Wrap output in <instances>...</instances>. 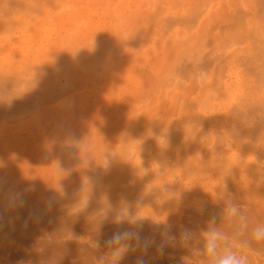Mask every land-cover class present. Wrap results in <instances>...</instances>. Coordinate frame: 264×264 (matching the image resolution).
<instances>
[{
  "label": "rangeland",
  "instance_id": "obj_1",
  "mask_svg": "<svg viewBox=\"0 0 264 264\" xmlns=\"http://www.w3.org/2000/svg\"><path fill=\"white\" fill-rule=\"evenodd\" d=\"M17 1L20 2V0H17ZM27 1H29L28 3L32 2L31 4H35L36 2L35 6H39L40 4L39 7H41L44 3L46 5L43 8L41 7L42 9L39 10L42 12V15L41 16L39 15L41 14V12L38 13L36 20L34 19L33 21L34 23H32V25L34 26L35 24L39 26L47 25L49 20H46L45 17H48V15L50 14L52 10H55V13L58 14L72 7L70 6L71 4L70 5L68 4L67 7L70 6L68 8H63V9L59 8L62 5L65 7L64 3L67 4V0H60L62 1V3L59 0H37V1L36 0H33V1L23 0L21 1L22 3L21 2L20 3L22 5H23V2L26 3V5H28L26 7L29 8V6H32V5L27 4ZM73 1H74V4H76L75 5L76 9L83 10L84 8V9H87V11L85 13L83 12L84 14L82 13L83 14V15L81 14L82 16L80 15L74 18V19L78 18L79 20L73 19L74 22L75 21L77 22V23L73 22L75 26L72 25L73 24L72 22L70 23L73 27L66 25L65 23L66 21H65L62 24L57 23L56 28H58V24H59L60 30L63 29L62 27H67L71 30L70 31L67 28L63 29L64 30L63 32L61 30L60 32L63 34V37L65 35L68 37L69 35H71V33H74V32L77 33L80 31L81 33L80 32L79 33H80V37L82 40L80 38H77L79 41L76 39L78 43L75 42L77 43V45L79 44L78 45L79 47L80 46L84 47L85 44L90 45L91 43H93V46H95L96 42H99L102 39L105 41V39H107L110 36V33L118 32L119 36L122 37V35H120L121 34L120 31L124 32L125 30H127L126 34L124 33V36L126 37L130 33L131 35H134L138 31L141 32L143 29H150L151 27L154 28V25L156 26L158 31L161 28H162V31L164 30L162 32L163 33L162 35H168V32L165 33V31L168 29L166 25L168 24L167 21H169V19L171 20V18H174L175 22H177L175 23L173 19L174 25H172V27L175 30L179 31V34L181 35L180 38L182 40L174 39V42H172V45H169L168 43H170V41L167 43L166 39L164 38L162 39L160 38L159 40L155 41V42L159 41V43H157V45H154V46L151 45L152 46L151 52L150 54L148 53V55L146 56V59L144 60V66L142 68L135 65L133 61L131 62L132 64H129L130 62H127L128 65H125L126 62L123 60L122 57L120 56L116 57L114 59L115 62L113 61V63H116V64L120 63L117 66L118 72L116 71L114 73L115 75L113 74L106 81H100L104 73H102V76H100L101 74H98L103 71L102 66L107 62L106 59L104 58L97 59L96 60L97 62L93 61V63H90L91 65L88 68H85L87 69L85 70L86 73L87 72L94 73L95 71L97 72L96 73L98 74L97 77L93 79L92 81L84 82L85 75H86L84 72H83L84 75L81 73L80 75H78V73H76L75 77L74 75L73 76L69 75V78L71 79V81L69 80L70 86L64 90L63 95L55 98L56 101L54 100L51 103V105L47 106V108L51 109L52 107H55L57 105V108L59 107L60 110L65 109L64 111H62V115L64 114L65 115L61 116L62 119L60 118L61 121L58 122V124H55V125L50 124V125H47V127L46 126L43 127L45 130L43 132L45 134L46 139L48 137L45 147L44 148L40 147L39 150L38 148L34 149L36 152L34 151L35 153H33V155L31 154L30 156L31 161L28 160L29 162L26 163L27 168L24 166L25 164H21V165L17 164V169H16L17 176H16L15 181H11V183H6L5 180H2L0 182V186L3 184L2 186L4 188L2 187V189H0V192L5 191V190L10 191L13 193V194L11 193L12 194L11 196H13L14 194H16V191H15L16 185L20 183L21 185H25L26 188L28 189L26 191V189L24 188V191L22 192L21 196L23 194L30 195L31 193L35 192V193H38L36 195H38L39 197H48L55 192L57 193V191L59 190H60L59 191L60 194H63L62 196H64V194L65 196H68L69 194L67 195V192L69 191L68 193H71L73 190H75L74 191L75 194L76 192L81 193L80 191H82L84 187L82 186L83 185L82 182H80L81 179L83 180L81 175L84 176V173H86V171L92 165H95L100 160L101 158L100 156H102V154L107 153L108 150L116 152L120 148H129L130 145L131 146L134 145V148H137L138 144L136 143H139V142H135V141L137 140L141 141V139L139 138L140 135L142 137H144L143 135H147V131H150L151 130L150 128L154 127L152 126V124L154 123H156L158 125L157 127L161 130L160 133H163V132H168L167 129L170 127V124L175 125L176 123L177 124L183 123L185 119L188 120L187 117L188 118L191 117L193 114V111L195 110L194 105H196V102L199 101L201 98L200 93L195 92L191 95L193 96V98L190 96L189 98L187 97L188 99L185 100L184 98L186 97L180 96L181 94H179V92H177V90H175V88L171 86L172 84L177 82L176 72H178L180 68L182 69V67H185L186 65H188V63H190L189 56L194 55L193 54L194 52L192 53L193 51L192 49H189L190 51L189 50L187 51V49L185 50V48H188L189 45H193L191 47H194V46H198V43H199L200 45H202V47L205 46L204 53L206 55H210V53H212L214 50H218L217 53L221 50L222 51L224 50L223 53L221 51L222 55L218 54V57H219L218 59L221 58L220 60L223 61L222 65L223 64L238 65L239 67L237 68V71H241L239 73L240 76L247 78L248 81L246 82L247 83L249 82L251 85L253 82H255V78H258L260 80L264 79V71H262L264 70V66L261 65V64H264L262 63L264 62L262 61L264 60V49L258 50V48L256 47V45L258 47H261L262 45H264L261 42V41H264L262 40L264 39V2H261L264 0H235L236 3L234 5L235 7L233 9L232 14L230 13V11H228L229 9L227 8V6H226L227 9H224L225 6L219 9L221 11L218 10L217 12L218 15L217 14L214 15L213 21H211L212 23H210L207 29L204 27H203L204 29L199 28L201 21H203V17L201 16L202 11L199 12L200 8L201 9L203 8L201 7V5L202 6L204 5L202 4L203 3L202 0L201 1L200 0H193V1L190 0L192 1V3L190 2L191 4L190 8L192 9L193 7L194 9H197V11L199 12V13L197 12L198 14L197 17H196V11L195 12L192 11L193 13L186 12L187 14H172V15L167 14L161 19L155 18V17L151 19L152 16L150 13L153 10V6L147 3L146 0H137V2L135 0V2L137 3V5L133 4L135 5V8L132 7V3H133L132 0L129 2L128 0H123V1L122 0H73ZM130 2H132L131 5H130ZM3 3L5 4V2H2L1 6L4 5ZM165 4L167 7L169 6L167 5L165 0H163L160 4H158L159 10L160 9H162L163 11L167 10L168 8L165 6ZM119 7H121V11ZM8 8L6 10L2 9V11L5 10L3 11V13L8 11V14H11L9 13L10 9L8 10ZM37 8L38 7H36V9ZM235 8H237V10L239 9L241 12H239V10L238 11L236 10L235 12ZM89 9H91L92 11ZM242 9L244 11H242ZM48 11L50 12L48 13ZM244 12H248L249 16H247V13L245 14ZM0 13H1V10H0ZM241 13H244V14H241ZM56 14L53 13L52 15H56ZM239 15L242 18H244L242 20V22L244 23L243 24L242 22L240 23L242 24V26L239 25L243 27V29H240V32L244 33L245 31L244 34L246 35L248 33L247 30L252 28L251 29L253 30L252 36L258 39L257 44H254V42L256 41L252 42V44H250L251 42L247 43L249 42L248 41L249 37H247L248 35H250L249 33L246 36L247 39L244 38L245 36L241 38L242 36L240 35L241 36L240 38L242 39L240 40L242 42L245 39L244 43L237 44L235 41L234 43L232 39H231L232 40L231 43L233 44L228 42L227 39L229 38V35L234 33L233 32L234 29L233 30H230V29L234 28V26L235 28H238L239 20L237 18H236L237 20H235V16H238L240 19ZM121 16L123 17L121 18ZM187 16L189 18H187ZM42 17L44 18L42 19ZM232 17L234 18L235 22H237L233 27L230 26V23L231 24L233 23L232 22L233 19L231 20ZM84 20L86 22H84ZM170 23L172 24V20L170 21ZM60 24L62 25V27H60ZM171 24H169V26ZM53 25L56 26V23ZM163 25L165 26L163 27ZM117 26L119 27V29ZM173 28H169V30H173ZM261 28L262 30H260ZM51 29L52 28H50V30L48 31L49 33L50 31L51 32L53 31V29L52 30ZM199 29L201 31L197 32ZM237 31L235 33H237ZM53 33L54 32L49 34L51 36L49 40L51 39V41H49L46 38L45 41L43 40L44 41L43 43L50 44V42H52L55 37L54 36L55 34ZM200 33H201V36H200ZM156 35L157 34L155 33L153 36H151V39L156 40ZM197 36L199 37L195 38ZM97 37L99 39L101 37L102 38L101 40H98ZM204 37H208V39ZM121 39L124 40L123 37ZM193 39H195V42ZM103 40L102 42H104ZM132 40L133 39H130L131 42ZM236 41H237V37H236ZM182 42H183V45L181 44ZM219 42H222V43H219ZM226 42L228 44L230 43L229 44L230 46L226 45L227 44ZM259 42H261V44ZM60 43L61 42H59L58 44ZM71 43L66 41V43L60 44L59 45L60 47L58 46L59 48L58 50L60 52L57 51L59 53L58 54L56 53V57L52 56L51 58L57 62L59 59L58 58L59 56L61 59V61L59 59L60 63L62 62V60L66 62L65 59H68V57L70 58V54L72 56L73 53H77L76 51L77 49H74V47H72L71 45H68ZM218 43L220 44L221 47H224V48L219 50L220 48L218 49V46H219ZM123 46L124 45H122V47ZM64 47L69 48V49H67L65 52H62V49H64ZM126 47L127 48L125 50H129L132 48V45H129V46L127 45ZM183 50L185 51L183 52ZM95 51L99 52L100 50L97 51L96 49ZM130 51H132V49ZM186 51L189 53L191 52L192 54L190 55L189 53H187L189 55L187 56ZM247 51L249 55L247 54ZM67 52L69 56L66 54ZM238 52L241 54V56H238L240 55ZM184 53H185V56H187V57H184L185 61L183 60V56H182ZM113 55L116 56V54L114 53L111 56ZM235 55H237L238 57H241V61L238 58L240 62L235 59L237 58V57H234ZM244 55L249 56V57L253 56V59L252 58L251 59L252 61L254 60L256 62V63L254 62V64H257L258 67L255 68L252 62L249 64V66H248L249 62H247V64L246 63L244 64L245 61L243 62V60L246 58V57L245 58L243 57ZM65 56L67 58H65ZM51 58H49L50 61H51ZM62 58H65V59H62ZM213 58L214 56H211L210 59H213ZM232 58H234L233 61H231ZM258 58H260L261 60H258ZM27 60L28 59L20 60V61L17 60V64L15 63L16 65L13 67L14 71H15V68L17 69L19 68V71H20V68L24 69V66L25 67L28 66L29 62H27ZM29 60L31 61L32 59H29ZM53 60L50 63L54 62ZM32 61L35 64L34 60ZM65 62H62L64 64L61 63L62 66L60 65V63L58 64L59 66L58 65L55 66L56 64L54 65L56 67L54 68L55 70L58 67L57 72L55 71L56 73H58V71L60 72L61 70L65 72L67 71L69 67L67 65H66L67 67L64 66ZM182 64L184 66L180 67ZM243 66L245 69L243 68ZM247 66L251 68V71L250 70L248 71L246 69ZM36 67L33 65L31 66L32 68L31 70L30 69H27V70L32 71ZM178 67L180 68L178 69ZM121 69L124 70L125 72H126V69H130V70L129 71L127 70V72L124 75L123 73L124 71L119 72V70L122 71ZM241 69H244L245 73ZM242 72L244 73L245 76L247 75L248 77L243 76V74H241ZM26 73H23V74L20 73V74L23 76ZM128 73H130V75ZM126 76H127V79L129 78L128 80L126 79ZM130 76H133V77H130ZM121 77L124 79L122 80ZM251 79H253L252 80L253 82H251ZM258 79H256V81H258ZM114 80L116 81L115 83L117 85L113 82ZM63 81H64V78L60 80L61 83ZM78 81L82 82L80 85H78V88L81 89L80 87H82L81 90L83 92H81V90L79 92V90H76L78 88L74 89L73 86H71L73 82L75 83ZM117 82H119V84L121 85H119ZM123 82L125 83V85ZM101 83L105 85L107 84L109 86L113 85L112 86L113 88H111L109 92L104 93L105 94L104 97L103 95L96 96L97 94H95L97 93L96 92L98 88L97 86H100ZM248 85L246 86L245 84V89L247 90H245L244 87L240 89L238 93L239 96L231 104L233 109L235 108H236L235 110L241 109L238 112H244L243 106H245L246 103H247V106L252 103L250 100H248L249 99L248 95L251 92V89L249 88ZM71 90L73 91L75 90V91L73 92ZM244 91H245V94L243 95ZM246 91H248L249 93H247ZM77 92H79V95H77L78 94ZM259 92L260 93L262 92L261 88H259ZM175 93H177L178 95ZM260 93L258 94L255 93V94L259 95ZM196 95H199V96H197V99L195 100ZM82 96L85 98V102L87 98H89L87 100L89 102L85 103L84 98H82ZM107 96H109L110 98L109 97L107 98ZM259 96H261V94ZM259 96L258 97L256 96L257 100L259 99ZM98 97L101 100L96 101ZM79 98H81V100ZM193 100L195 103L192 102ZM83 103L85 105H83ZM61 106H63L64 108H62ZM232 108L229 109V112L233 111ZM136 110H138L139 114L144 112V114L145 115L147 114L146 116H148V120H146V122L143 124L141 123L142 126L141 124H139L140 122L137 123L138 124L137 126H134L135 124L134 122H132L134 121L133 118L135 119L134 111ZM235 110L233 111L234 113L236 112ZM254 110L255 111L248 113L246 117H243L244 119L242 117L240 118L239 116L238 120L240 123L244 124L243 128L247 126L251 128L254 126L253 129H256L255 127H258L257 128L258 130H261V129L264 130V104H259ZM33 111H32L33 113L31 112L29 114L30 117L36 115L39 111V108H36ZM40 113L41 112H39L38 114ZM231 115L233 117L235 116L234 118H237L236 117L237 115L233 113ZM253 115L254 116L256 115V116L254 117ZM130 123H132L133 126H131L132 124ZM146 127L149 128V130L147 129L145 131ZM177 129H172V132L173 130L176 131L174 132L176 133V136H177V133H179V129L181 128H177ZM222 131H223L222 129L216 130V132H220V133ZM142 132H144V134L139 135V133H142ZM35 133H34V138H37L39 133H36V134ZM262 134H264V132H262ZM261 136L262 137L255 138L256 146L248 142H244L245 144L244 146V145H241V143L243 144V142H241L240 144L239 143L237 144L236 142H233L232 139H228V143L233 142L232 144H235L236 148H239V150L243 153V155L247 156L245 159H246V163H248L247 165L248 167H246L245 173H242L241 175L243 176L241 177L240 175L238 177L239 179H236L234 184L230 183L229 179L226 181L225 179H219L217 176L213 174L214 172H212V170H209L210 171L209 172L202 168L201 163L203 162L202 164L206 165L208 161L201 159V156H200L202 155L201 152L197 156L196 154H198V152H195L196 151L195 149L202 150L203 147L204 148L206 147L205 144L203 146L199 145L198 141L196 140L197 144H193V146L190 145L188 148L175 149L176 154H178L180 157H187V156L189 157L187 150L190 151L189 154L191 156L195 152L196 157H194L193 155L192 156L194 157L193 160H191L192 159L191 157L190 160L192 161V163L189 164V167L188 165L185 166L184 164L182 165L180 164V166L178 165L179 167L177 166L179 169L178 168H175V170L172 169L173 171L171 172L170 176L166 178L160 184V189L157 191V194H154V195L152 194L151 197H149L150 199L149 202L143 204V206L140 205L138 207L140 211L138 210L136 212H133L131 213L132 215L129 213H125L124 211H123L124 214L122 212L123 215L120 214L121 211L119 212V214L117 213L115 214L105 213L104 214V212H102L103 213L102 214L101 212H97L98 210L96 209L90 211L92 213L89 215V211L86 212L87 214H85V212H83V210L80 209V207H78L79 212L76 208L71 209L70 211H67V209L63 207L65 206L64 204L65 196L64 197L56 196L58 198L54 200L55 202L52 201V204H51V207H54L51 209H56L55 207H57L56 214L58 216L56 217L59 218L60 216H62V218H59V220L61 219V221L67 218V217H64L66 216L64 214H63L64 216L59 215V214H62L61 212H63V208H64L65 209L64 211H67L69 215L71 214L70 217L72 218H69L70 220L67 218L69 222L70 221L71 222H70V225H68L69 226L68 229L66 228L64 230V233L63 231L60 232L58 230L59 231L58 232L57 230H52L53 231V234H52V232H50L51 230L48 231V229L47 228L45 229L44 227L41 229L39 228L41 230V232H39V229L38 227H36L35 224L34 226L36 230H34L33 224H31V222H29L30 220L28 219L32 217V214L30 212H33V214L36 212L33 209L30 210V212H28L29 215H31V217H28L29 215L26 216L25 215L26 213L23 212V211L26 212V210L24 209H22L23 211L21 210L23 213H21L20 210L18 211L16 209V214H15L14 209L12 212V209L9 210L6 207L2 208L3 210L1 209L0 211V214H1L0 215V224H1L0 225V264H11V262L12 264H16V263L17 264L18 263L19 264H37L36 261L42 262V260L45 257L42 258V260L40 257L45 254L48 257L49 255L51 256V254L53 255V257H56L54 255L58 254V256L61 255L62 259L64 257L65 259H68L69 261L71 260L70 262H77L78 260L80 261L83 259V262L81 261L80 264L82 263L83 264L85 263L86 264H112V249L109 248L106 241L108 240L109 237H111L114 233L117 232V231H114L115 226L119 224H123L121 222L127 223L126 221H128V223H130V221H133L134 218H135L134 223H136V221L137 222L140 221V219L141 221L146 219L145 220L146 225H145V222L143 221L142 222L140 221L138 223L139 225L142 223V226L144 228L145 226L151 224V229H149V231L150 230L151 231L150 232L148 231L147 233H145V230H143L144 231L143 232L142 226L138 227L137 223L135 224L136 227H133L128 230L120 231L121 233L127 232L130 235L126 240L122 242L123 246L126 248V251L124 253L123 259L121 261H118L117 264H136L138 258H143L147 262V264H205L206 257H204L200 253V249L204 243V240L206 239L205 234L213 230H218L220 232L226 233L231 238L229 242L231 243L233 248L237 250L241 255H244L247 258V264H264V243H262L261 241L257 242V240L251 238V232L254 228L257 227V224L260 225L262 222V225H264V219H262L264 218V164H260V163H264V158H261V157H264V135H261ZM178 137H179V134H178ZM178 137H175V135L173 134V138H175L174 142H177L179 140ZM193 138L194 137H191L190 140L188 141H191ZM218 139H215V141H218ZM257 139L260 140L259 143ZM246 144L247 145L249 144L250 146L249 145L247 146ZM146 146H147L146 144L141 145V147L138 146L139 149H137V153L145 152L144 148ZM191 148H193V152L191 151ZM224 148L225 147H223L222 149ZM215 153H220V150L216 151ZM12 154L13 155L11 156L12 157L11 162H15L16 160L24 158L26 156L25 153L21 150L19 151L15 150ZM195 158H198V159L195 160ZM5 162L6 161H4V156L0 154V168L4 165ZM152 167L153 165H151V168ZM260 167L262 168L258 170V168ZM188 169L190 170L194 169V173H197V174L193 173L191 178L185 177L187 174L186 170L188 171ZM254 169L256 170L255 171L256 173L254 172ZM77 179L78 180L80 179L78 183H77L78 181ZM254 179L255 181H253ZM238 181H241V183L239 184ZM26 184H29L28 185L29 188L27 187ZM30 184H32L33 186L31 185L32 186L31 187ZM191 188L193 189V191L191 190ZM54 205H58L59 207L61 206L63 208L60 211L58 210L59 207L54 206ZM230 205H236L238 207L239 211L237 214L232 215L229 212ZM66 208H67V205H66ZM40 210L41 208L40 209L38 208L37 211H40ZM81 211L84 213V215L83 214L81 215L82 213ZM248 211L250 212L248 213ZM76 212H78L80 215L77 214ZM9 215H11V217ZM3 216H5L6 218L7 216H9V219L11 218L10 221H8L9 219H6V220L3 219ZM128 216L129 217L131 216L130 218H132L133 220L129 219ZM25 217H27L26 218L27 221H25ZM241 217H243V220L241 219ZM59 220L57 219V222L60 223L61 221ZM245 220L248 223L245 222ZM12 221L14 222L12 223ZM251 221H254L252 222V225L250 224L252 228L251 227L248 228L249 227L248 225H247L248 227H245V224L246 223L249 224L251 223ZM256 221H259L260 223L259 222L257 223ZM8 222H11L12 224L10 223L9 225ZM78 222H80L81 224ZM242 222L244 225L242 224ZM26 223H29L31 227L32 226L33 227L30 228V225L28 226V224ZM75 223H77L78 225L75 226ZM24 224H26V226ZM240 225H241V228H240ZM27 227L30 229H28ZM147 227H150V226H147ZM44 229L47 230L49 233L46 232ZM183 230H188L191 233V238L189 239L187 243H185L183 239ZM56 232H58V234H55ZM244 232L247 234H245ZM146 244H147V250L145 251ZM71 245L73 246V248L75 247L77 250L73 249ZM60 250L62 253L63 252L64 253L62 254ZM75 250L77 253L79 252L80 254L85 251V253L88 255L86 256L85 253L81 254L80 256L79 254L76 255L74 254ZM68 251H72L70 253L74 255L69 254ZM36 255L40 259L33 261L35 259L33 257H36ZM84 258H87V259H84ZM65 259H63L64 264H65ZM27 260H30V262ZM70 262L69 264H73Z\"/></svg>",
  "mask_w": 264,
  "mask_h": 264
},
{
  "label": "bare ground",
  "instance_id": "obj_2",
  "mask_svg": "<svg viewBox=\"0 0 264 264\" xmlns=\"http://www.w3.org/2000/svg\"><path fill=\"white\" fill-rule=\"evenodd\" d=\"M9 1H10V3H9ZM21 1H23V0H20V2ZM129 1H131V0H128V2ZM146 1H147V3H149L150 5L153 6V10L150 13L152 16L151 19H153L154 17L161 19L162 17H164L167 14H170V15H172V14H187L186 12H192V11L193 12L196 11V17L198 16L197 9H194L193 7H192V9L190 8L191 7L190 2L192 3L193 0L192 1H190V0H165L167 5H169L167 7L165 4V6L168 8L165 11H163L162 9L159 10V7H158V4H160L163 0H146ZM202 1H203L202 4H204V5L203 6L201 5V7H203V8L201 9L200 7H198V8H200V10L198 9L199 12L202 11L201 16L203 17V21H201V23L199 25V28H202V29H204V28L207 29L209 27L210 23H212L211 21H213L214 15L217 14L218 10L223 8L224 6H225L224 9L228 8L229 9L228 11H230V13L232 14L233 9L235 7L234 5L236 3L235 0H202ZM2 2H5V4L4 3L3 4L6 7L4 5L1 6ZM20 2H18L17 0H14V1L13 0H0V8H1L0 9L1 10V13H0V154L4 156V161H6L4 163V165L0 168V182L2 180H5L6 183H11V181H15L16 176H17L16 175L17 164H20V165L25 164L24 166L27 168L26 163L31 161V157H30L31 154L33 155V153L36 152L34 149L38 148V150H39L40 147H42V148L45 147L48 137L46 139L45 134L43 132V131H45L43 127L44 126L47 127V125H50V124H52V125L58 124V122L61 121L60 118L62 119L61 116L65 115V114L62 115V111H64L65 109L60 110L59 107L57 108V105L55 107H52V108L50 107L51 109L47 108V106L51 105V103L54 100L56 101L55 98L63 95L64 90L70 86L71 79L69 78V75L70 76L74 75V77H75L76 73H78V75H80V73L83 74V72H84L86 74L84 82H86V81L89 82V81H92L93 79H95L98 74H101L100 76H102V73H104V75L101 77L100 81H106L110 76H112L118 70L117 66L120 63L119 64L113 63V61L116 57H119V56L122 57L123 60L126 62L125 65H128L127 62H130L129 64H132L131 62L133 61L135 63V65L142 68L144 66V60L146 59V56L148 55V53L150 54V52H151V47H152L151 45L154 46V45H157V43H159V41L158 42H155V41L159 40L160 38L161 39L164 38V39H166L167 43L170 41V43H168L169 45H172V42H174V39L182 40L180 38L181 35L179 34V31L175 30L172 27V25H174L173 23L175 22V19L171 18L172 24L170 23L171 20L169 19V21H167L168 26L166 25V27H168V29L165 31V33L168 32V35H162L163 34L162 32L164 30L162 31V28H161L158 31L156 26L154 25V28L151 27L150 29H143V30L140 28L142 30L141 32L138 31L134 35H131V33H130L126 37L124 36V33L126 34L127 30H125L124 32L120 31V33H121L120 35H122L124 40L121 39L122 37L119 36L118 32L110 33V36L107 39H105V41L102 39L104 42H102V40H101L102 37L100 39L97 37L98 40H101V41H99V42L94 41V42H96L95 46H93V43L90 42L91 43L90 45L85 44L84 47L80 46L81 47L80 48L78 46L79 44L77 45V43L79 41L77 38L81 39V37H80L81 32L80 31H79L80 33L74 32V33H71V35H69L68 37L66 35L63 37V34L60 31L62 30V32H63L64 31L63 29H66L67 27H62L61 24L66 21L65 22L66 25H69V26L74 25L75 26L74 23L76 21L74 22V20H76L78 18H76V19H74V18L80 16L83 12L85 13L87 11V9H84V8H83V10L82 9H76V6H75L76 4H74V1L73 0H67V4L64 3L65 7L63 5L60 7L58 6V7L63 9V8H68V7L72 6V7H70V9H66L65 11H62L58 14L55 13V10H52L51 12L48 11V13L50 12V14L48 15V17H45L46 20H49L48 24L45 26H39V25L35 24V26H34V25H32V23H34L33 22L34 19L36 20L38 13L41 12L39 10H41L44 6H46L45 3L41 6L42 7L41 8V7H39L40 4H39V6H35L36 2H35V4H31L32 2L28 3L29 1H27V4L32 5V6H29V8H28V7H26L28 5H26V3H24L26 1L23 2V5L21 4L22 2L21 3ZM60 2L62 3V1H60ZM132 2H130V5L132 3V7L135 8V5H133V4L137 5V3H136L137 0H136V2H135V0H132ZM261 2H264V1H261ZM68 4L69 5L71 4V5L67 7ZM226 6H227V8H226ZM36 7L40 8V9H38V8L36 9ZM7 8H8V10L10 9L9 13H11V14H8V11L3 13V11H5ZM90 8H92V7H90ZM119 8L121 11V7H119ZM2 9H5V10L2 11ZM57 10H58V8H57ZM89 10H91V9H89ZM236 10H237V8H235V12H236ZM104 11H105V9H104ZM219 11H221V10H219ZM242 11H244V10L242 9ZM239 12H241V11L239 10ZM254 12H255V10H254ZM53 13L56 15H52ZM95 13H97V12H95ZM244 13L245 14L247 13V16H249L248 12H244ZM244 13H241V14H244ZM39 15L41 16L42 12ZM99 15H101V14H99ZM86 17H88V16H86ZM122 17L123 16H121V18ZM243 17H244V15H243ZM43 18L44 17H42V19ZM80 18H82V17H80ZM187 18H189V17L187 16ZM236 18L239 20L238 21L239 22V24H238L239 30H238V28H235V26H234L237 23V22H235V20H237ZM111 19H113V18H111ZM118 19H119V17H118ZM173 19H174V22H173ZM243 19L244 18H242L241 16H240V19L238 16H235V20L233 17L231 18L233 23L232 24L230 23V26H232V27L234 26V28L230 27V28H232L230 30L234 29L235 31L233 30L234 33L231 32L232 33V34H230L231 36L229 35V38L227 39L228 42L231 43L233 40V42L235 41L237 44H240V43H244L245 39H247V37H249V40H248L249 42H247V43L251 42L250 44H252V42L256 41V42H254V44H257L258 39L252 36V33H253V30H251L252 28L247 30V32L250 35H248V33L245 35L244 34L245 31H244V33L242 32L243 34L240 32V29H243V27H241L242 24L244 23V22H242ZM187 21H188V19H187ZM70 22H72V23L74 22V23L71 25ZM84 22H86V21L84 20ZM241 22H242V24H240ZM55 23H56V26L53 25ZM57 23H61L60 27H62L63 29L60 30L59 24H58V28H56ZM175 23H177V22H175ZM169 24H171V25L169 26ZM239 25H241V26H239ZM63 26H64V24H63ZM164 26L165 25H163V27ZM50 28L53 29L52 32H54L53 34H55L54 35L55 37H54V40L52 42H50V44L49 43L45 44V43H43L45 41V39L47 38L49 40V38L51 37L49 34L52 32L51 31H50V33L48 32L50 30ZM169 28H173V30H169ZM67 29H69V28H67ZM118 29H119V27H118ZM249 30H250V32L251 31L252 32L250 33ZM260 30H262V28ZM199 31H201V30L199 29L197 32H199ZM236 31H237V33H235ZM122 32H123V34H122ZM180 32H182V31H180ZM155 33L157 34L156 40H153V39H151V36H153ZM48 35H49V37H48ZM200 36H201V33H200ZM206 36H208V35H206ZM243 36H245L244 37L245 39L242 42L241 38H243ZM198 37L199 36H197L195 38H198ZM236 37H237V41L239 43L236 41ZM4 38H6V39H4ZM204 38L208 39V37H204ZM250 38H251V40H250ZM130 39H133L134 41L132 40V42H131ZM193 40L195 42V39H193ZM229 40H231V41H229ZM262 40H264V39H262ZM49 41H51V39ZM66 41H68L69 43H71V42L73 43V44L71 43L68 45H71L72 47H74V49H77L76 50L77 53L72 52L73 55L71 56V54H70V58L68 57V59H65V58H67L66 56H65V58H62V59L66 60V62L62 60V62H65L64 66L67 65L69 68L67 69L66 72L61 70L62 71V72L60 71L61 73L59 71H58V73H56L58 70V67L56 70L54 68H56L55 66H57L60 63L61 59L58 56L60 61L58 59L59 62L58 61L56 62L51 57L52 56L56 57V53L58 54L60 52L58 50L59 49L58 46L60 44L66 43ZM59 42H61V43L58 44ZM75 42H77V43H75ZM261 42H262V44H264V41H261ZM261 42H259V43L261 44ZM133 43H134V45H133ZM219 43H222V42H219ZM219 43H218V45L220 46ZM121 44L124 46L122 47ZM181 44L183 45V42ZM203 44H204V42H203ZM229 44L227 43L226 45H229ZM231 44H233V43H231ZM127 45L128 46L132 45V48H131L132 51H130L131 49L125 50L127 48L126 47ZM100 46H102V47H100ZM118 46H120V47H118ZM191 46H193V45H189L188 48H185V50L187 49V51H188L189 49H192L193 50L192 53L194 52L193 53L194 55L189 56L187 54L189 52L186 51L187 56H189V58H190L189 59L190 63H188V65H186L185 67H182V66H184L182 64L180 66V67H182V69L180 67H178V69L180 68V70L179 71L177 70L178 72H176L177 82L175 81L176 83L172 84L171 87L175 88V90H177V92H179V94H181L180 96L186 97V98H184L185 100L188 99L195 92L200 93L201 98L199 101L196 102V105H194L195 110L193 111L192 116L190 115L191 117H189V118L187 117L188 120L185 119V121L183 123H179V124L176 123L175 125L170 124V127L167 129L168 132L160 133L161 130L157 127L158 125L156 123H154V124H152V126H154V127L150 128L151 129L150 131H147V135H143L144 132L139 133V135L142 134L144 137H142L140 135L139 138L141 139V141H138V140L135 141V142H139L136 144H138V146H140V147H141V145H145V144L148 146V147L146 146L144 148L145 152H143V153H137V149H139L138 146H137V148H134V145H132V146L130 145L129 148H120L116 152L108 150L107 153L102 154V156H100L101 157L100 160L95 165H92L86 171V173H84V176L81 175L83 180L79 177L81 179V180L79 179L80 182H82V184H83L82 186H84L82 191H80L81 193L76 192V194H75V192H74L75 190H73L71 193H68L69 191L67 190L68 191L67 195L68 194L69 195L65 196V194H64L65 203L64 202L63 203L65 204V206H63V207L65 209H67V211H70L71 209H75V208L78 210V207H80V209H82L83 212H85V214H87L86 212L89 211V215L92 213L90 211H92L94 209L98 210L97 212H101V213L104 212V214L105 213H107V214H110V213L119 214L120 211H121L120 214H122L123 211L125 213H129V214L136 212L139 210L138 207L140 205L143 206V204L149 202V200H150L149 197H151L152 194L153 195L157 194V191L160 189V184L166 178H168L170 176L171 172L173 170H175V168H178L180 166V164L181 165L184 164L185 166L188 165V167H189V164L192 163L191 160H193V158L196 157L195 152H198V154H196L197 156L201 152L202 153V155H200L201 159L208 161V163L206 165L202 164L203 162L202 163L200 162L202 168L205 169L206 171L212 170V172H214L213 174L215 176H217L219 179H225V181L229 179L230 183L234 184L235 180L239 179L238 177L242 173H245V169H246V167H248L247 166L248 163H246V159H245L247 156L243 155V153L239 150V148H236V145L232 144V143L236 142L237 144L238 143L240 144L241 142H243V144L241 143V145L245 146L244 142H248V143L256 146L255 145V138L256 137H262L261 135H264V134H262V132H264V130H262V129L258 130L257 129L258 127H255L256 129H253L254 126L251 128L248 126L243 128L244 124L240 123L238 120L239 116H240V118L246 117V115L248 113L255 111L254 109L259 104H264V85H262V84H264V79L260 80L258 78H255V82H253L252 81L253 79H251V82H253L251 85L249 82L248 83L246 82V81H248L247 78L240 76L239 73L241 71H237V68L239 67L238 65H234V64H228V65L223 64L222 65L223 61L220 60L221 58L218 59L219 58L218 54L222 55L224 50L222 51L221 49L224 47L218 46V49L220 48L219 50H221L222 53H221V51H219L217 53L218 50H214L212 53H210V55H206L204 53V51H205L204 47L205 46L202 47V45H200L199 43H198V46H194V47H191ZM252 47H254V46H252ZM256 47L258 48V50L264 49V45H262L261 47H258L256 45ZM94 48H95V50L97 49V51H99V50L100 51L96 52L94 50ZM67 49H69V48L64 47V49H62V52H65ZM236 49H238V48H236ZM78 50H79V52H78ZM185 50H183V52ZM211 50H210V52H211ZM57 51H59V52H57ZM76 51H74V52H76ZM62 52H61V54H62ZM249 52H250V50H249ZM251 52H252V50H251ZM113 53L116 54V56H114V55L111 56ZM192 53L190 52L189 54L191 55ZM66 54L68 55V52ZM247 54H248V51H247ZM229 55H230V53H229ZM62 56H63V54H62ZM182 56H183V60L185 61L184 57H187V56H185V53ZM211 56H214V58L210 59ZM238 56H241V54ZM238 56L235 55L234 57H237V58H235L236 60H238V58H239L241 61V57H238ZM243 57L244 58L246 57L245 58L246 60L245 59L243 60V62L245 61L244 64L245 63L247 64V62H249L248 66L251 62L254 64L255 61L254 60L252 61L253 56L249 57V56L244 55ZM243 57H242V59H243ZM49 58H51V61L53 60L56 63H54V62L50 63L51 61ZM101 58H104L107 61L102 66L103 71L98 73V74H96L97 73L96 71L94 73H88V72L86 73L85 70H87V69H85V68H88L91 65L90 63H93V61L97 62L96 60L101 59ZM26 59H28L27 62H29V63H28V66H26V67L24 66L25 70L20 68V71H19V68L18 69L15 68V71H14L13 67L17 64V60L20 61V60H26ZM29 59L34 60L35 64L33 63L32 60L30 61ZM233 59L234 58H232L231 61H233ZM258 60H261V59L258 58ZM262 61H264V60H262ZM61 63H60V65L62 66V64H64V63H62V64ZM262 63H264V62H262ZM12 64H14V65H12ZM29 64L30 65L32 64L31 66L34 65L35 67L36 66H38V67H36L32 71H29L27 69H30V70L32 69ZM41 64H43V65H41ZM259 64H260V62H259ZM135 65H133V66H135ZM261 65L264 66V64H261ZM248 66L246 67V69L248 71L249 70L251 71V68ZM253 66H255V68L258 67L257 64H254ZM120 67H122V66H120ZM131 68H132V66H131ZM243 68H244V66H243ZM16 69H17V71H16ZM244 69H241V70L244 71ZM124 70H125V68H124ZM124 70H122V71L119 70V72H123ZM127 70L129 71L130 69H126V72H127ZM252 71H253V69H252ZM262 71H264V70H262ZM26 72H28V73H26ZM126 72L125 71L123 72L124 75ZM20 73H22V74L26 73L25 74L26 76L25 75L22 76ZM244 73H245V71H244ZM244 73L242 72L241 74H243V76H245ZM16 74H17V76H16ZM128 74L130 75V73H128ZM130 77H133V76H130ZM245 77H248V76L246 75ZM29 78H30V80H29ZM63 78H64V81L61 83L60 80ZM123 79L124 78H122V80ZM126 79H127V76H126ZM256 79H258V81H256ZM122 80H121V82H122ZM142 80H144V79H142ZM26 81H27V83H26ZM113 82L115 83L116 81L114 80ZM81 83H82L81 81H78L75 83L73 82L71 84V86H73V88L76 89V88H78V85H80ZM117 83L119 84V82H117ZM26 84H28V85H26ZM245 84H246V86L249 84L248 86L251 89L252 93L249 90L248 91L250 93L248 91H246V92L249 93V95H248L249 99L248 100H250L252 103L247 106V103L245 101L246 105L244 104L245 106H243L244 112H238L241 109L235 110L236 108L233 109L231 104L239 96L238 93H239L240 89L242 87H244V89H245ZM119 85H121V84H119ZM124 85H125V83H124ZM112 86H109L107 84L105 85V84L101 83L100 86H97L98 87L97 91H96L97 93H95V94H97L96 96L103 95V97H104L105 96L104 93L109 92L111 90V88H113ZM12 87H13V89H12ZM14 87H16V88H14ZM80 88L82 89V87H80ZM94 88H95V86H94ZM115 88H116V86H115ZM259 88H261V90H262L261 93L259 92ZM81 89L78 88L76 90H79V92H80ZM17 90H19V91H17ZM245 90H247V89H245ZM71 91H73V90H71ZM79 92H77L78 93L77 95H79ZM81 92H83V91L81 90ZM255 93H257V94L260 93L262 97L259 96L260 94L257 95ZM175 94H177V93H175ZM244 94H245V91H244L243 95ZM84 95H85V93H84ZM83 96H82V98H84ZM109 96H107V98ZM197 96H199V95H196L195 100L197 99ZM256 96L257 97L259 96L260 100L259 99L257 100ZM77 97H79V96H77ZM191 97L193 98V96H191ZM79 99L81 100V98H79ZM88 99L89 98H87V100ZM87 100H86V102H89ZM98 100H101V99H99V97H98L96 101H98ZM243 101H244V99H243ZM84 102H85V98H84ZM192 102H194V100ZM256 104H257V106H256ZM83 105H85V104L83 103ZM89 105H87V106H89ZM61 107L64 108L63 106H61ZM82 107H84V106H82ZM36 108H39L38 113L39 112H41V113L40 114L37 113L36 115L30 117L29 114ZM230 108H232L233 111L235 110L236 112L234 113L232 110H231L232 112H229ZM232 113L237 115L236 116L237 118H234L235 116L233 117L231 115ZM134 115H135V119L133 118L134 121H132L135 124L134 126H137L138 125L137 123H139V122H140L139 124H141V123L143 124L146 122V120H148V116H146L147 114L145 115L144 112L139 114L138 110H136V111H134ZM26 116H28V117H26ZM130 124H132V123H130ZM142 124H141V126H142ZM131 126H133V124ZM177 128H181V129H179V133H177V136H176V133H174L176 131L173 130V132H172V129H177ZM147 129L149 130V128L146 127L145 131ZM220 129L223 130L221 133L216 132V130H220ZM41 130H42V132H41ZM46 130H47V128H46ZM143 131H144V129H143ZM35 132L39 133L37 138H34ZM173 134L175 135V137H178V134H179V137H178L179 140L177 142H174L175 138H173ZM141 137L144 139H142ZM191 137H194V138L191 141H188V140H190ZM215 139H218V141H215ZM228 139H232L233 142L228 143ZM196 140L198 141L199 145L203 146L205 144L206 147L205 148L203 147L202 150L201 149H199V150L195 149L196 151L193 154L194 157H192L193 155L191 156L189 154L190 151H188V150H187V153H188L189 157L188 156L187 157H180L178 154H176L175 149L188 148L190 145L193 146V144H197ZM260 140H261V138H260ZM260 140H258V143L260 142ZM212 145H214V146H212ZM223 147H225V148L222 149ZM193 148H191L192 152H193ZM15 150L23 151L26 156L24 158L16 160L15 162H11V158H12L11 156L13 155L12 153ZM218 150H220V153H215ZM191 157H192V159H191ZM261 158H264V157H261ZM197 159L198 158H195V160H197ZM32 162H34V161H32ZM256 162H258V161H256ZM260 164H264V163H260ZM151 165H153L152 168H151ZM190 168H191V166H190ZM261 168L262 167L258 168V170H260ZM255 171L256 170L254 169V172ZM82 172H84V171H82ZM186 173L187 174L185 177L191 178L193 173H194V169L193 170L188 169V171L186 170ZM194 174H197V173H194ZM242 176L243 175H241V177ZM79 180L77 181V183L79 182ZM242 181H244V180H242ZM253 181H255V179ZM238 183L240 184L241 181H238ZM243 183H245V182H243ZM19 184L20 183H18L16 185V187H15L16 188L15 189L16 194H14L13 196H11L13 193L10 191L5 190V191L0 192V211L2 208L6 207L9 210L12 209V212L14 209L15 214H16V209H17L18 211L20 210L21 213H23V212L26 213L25 215L28 216L29 215L28 212H30V210L33 209L34 211L38 212V213L35 212L36 213V214L34 213L35 215L33 214V212H30L32 214V217H31V215L28 216V217H31V218H28L30 220V221L29 220L28 221L31 222V224H33V226L35 224L36 227H38V229L39 228L41 229L43 227L45 229L47 228L48 231L51 230L50 232H52V234H53L52 230H57V231L59 230L60 232L63 231V233H64V230L66 228L68 229V227H69L68 225H70L71 221L69 222V220H70L69 218H72V217H70L71 214L69 215V213L67 211H64L65 209L63 207H61V206L59 207L58 205H54V206H58L59 207L58 210H60V211L63 208L64 213L61 212L62 214H59V215L64 214L66 216H64V215L63 216L67 217L69 219L68 220L67 218H65V219L63 218L64 220L61 221V219L59 220V218H62V216H60L59 218L56 217V216H58L56 214L57 213L56 212L57 207H55L56 209H51V208H54V207H51L52 201H54L56 198H58L56 196L64 197V196H62L63 194H60V192H59L60 190L57 191V193L55 192L48 197H39L38 195H36L38 193H35V192L31 193L30 195H27V194L24 195L23 194L24 196L23 195L21 196L22 192L24 191V188L26 189V191L28 189L26 188L25 185H21V184L19 185ZM32 184H30V186ZM221 184H223V183H221ZM236 184H237V182H236ZM2 185L0 186V189H2V187H3ZM26 185L29 188V186H28L29 184H26ZM76 188H74V189H76ZM11 189H13V188H11ZM191 190L193 191L192 188H191ZM11 191H13V190H11ZM30 204H32V205H30ZM66 205H67V208H66ZM38 208L39 209L41 208V210L37 211ZM22 209L26 210V212L23 211ZM134 209H135V211H134ZM74 211H76V210H74ZM78 212H79V210H78ZM78 212H76V213L79 214ZM83 212L81 213V215L82 214L84 215ZM124 212H123V214H124ZM249 212L250 211H248V213ZM12 214H14V213H12ZM11 215H9V216L11 217ZM5 216H3V219H5V220L9 219V216H7V218ZM21 217H22V215H21ZM128 217H127V219H128ZM130 217H129V219H132ZM1 218H2V216H1ZM12 218H13V216H12ZM26 218L27 217H25V221H27ZM74 218H76V217H74ZM10 219L8 221H10ZM57 219L61 222L60 223L57 222ZM262 219H264V218H262ZM66 220H68V221H66ZM134 220H135V218H134ZM134 220L130 221V223H128V221H126L127 223L121 222L122 221L121 220L120 222L123 224H119V225L115 226L114 231L120 232L123 230L131 229L133 227H136L135 226L136 223L138 224V227L142 226V223L140 225L138 223L141 221V219L138 222L136 221V223H134ZM145 220H142V221L145 222ZM250 220H251V218H250ZM260 221H262V220H260ZM13 222L14 221H12V223ZM245 222H247V221L245 220ZM252 222H254V221H251V223H249V224H247L248 223L247 222L245 224L246 227L249 226L248 228H250L251 227L250 224L252 225ZM256 222L258 223L259 221H256ZM8 223L10 225L11 222H8ZM78 223H80V222H78ZM26 224H28V226L30 225L29 223H26ZM26 224H24V225L26 226ZM148 224H150V223H148ZM242 224H243V222H242ZM76 225H78V224L75 223V226ZM145 225H146V222H145ZM258 225L259 224H257V227H258ZM260 225H262V222ZM147 226H150V227H147ZM147 226H145V228L142 226V231L145 230V233H147L149 231V229H151V224L147 225ZM262 226H264V225H262ZM10 227H12V226H10ZM32 227L30 225V228H32ZM30 228H28V229H30ZM240 228H241V225H240ZM40 229H39V232H41ZM34 230H36L35 226H34ZM45 231L48 232L47 230H45ZM58 232H56L55 234H58ZM245 234H247V233H245ZM261 242L264 243V241H261ZM71 247L73 248L72 245H71ZM73 249H76V248L74 247ZM61 250H63V249H61ZM61 250H60V252H61ZM76 250L74 251V254H76V255L79 254V256H80L81 254L85 253V251H84L83 253L80 254L79 252L77 253ZM68 252H69V254H71L70 252H72V251H68ZM43 253H44V251H43ZM74 254H71V255H74ZM87 255L88 254H86V256ZM51 256L49 255V257H48V256H46V254L42 255L40 257L41 260L44 257H45L44 258L45 260L43 259L44 261L42 260V262H40V261H36V262H37V264H64L63 259H65V258L63 257V259H62L61 255L58 256V254H57V255H54L56 257H53V255L51 254ZM27 258H28V256H27ZM33 258H35L33 261L40 259L37 257V255H36V257H33ZM30 259H32V258H30ZM84 259H87V258H84ZM27 261L30 262V260H27ZM66 261L69 264V262L71 260L69 261L68 259H65V264H67ZM81 261L83 262V259L80 261L78 260L77 262H70V263L76 264L79 262L78 264H80ZM84 261H86V260H84ZM11 264H12V262H11Z\"/></svg>",
  "mask_w": 264,
  "mask_h": 264
},
{
  "label": "clouds",
  "instance_id": "obj_3",
  "mask_svg": "<svg viewBox=\"0 0 264 264\" xmlns=\"http://www.w3.org/2000/svg\"><path fill=\"white\" fill-rule=\"evenodd\" d=\"M239 211L236 205H230L229 212L232 215ZM243 220V217H241ZM246 227V225H245ZM129 233L116 232L106 241L110 249H112V264H117L123 259L126 248L122 242L129 237ZM206 239L200 249V253L206 257L205 264H247V258L241 255L231 245L230 237L218 230H213L205 234ZM191 238L188 230H183V239L185 243ZM233 238V237H232ZM251 238L257 241H264V226H258L251 232ZM147 244L145 245V251ZM136 264H147L143 258H138Z\"/></svg>",
  "mask_w": 264,
  "mask_h": 264
}]
</instances>
